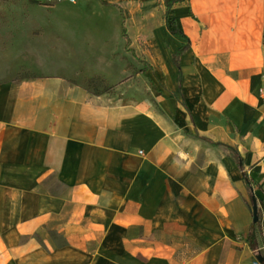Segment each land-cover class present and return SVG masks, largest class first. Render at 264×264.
I'll return each instance as SVG.
<instances>
[{"label":"crops","instance_id":"crops-1","mask_svg":"<svg viewBox=\"0 0 264 264\" xmlns=\"http://www.w3.org/2000/svg\"><path fill=\"white\" fill-rule=\"evenodd\" d=\"M18 1L10 10L15 35L35 12L43 20L57 8L50 0ZM120 8L126 26L121 0H75L71 10L97 35L82 46L99 48L78 50L74 65L83 74L111 80L103 48H114L111 60L125 53ZM169 14L188 39L172 35L161 15L139 24L169 47L158 62L170 97L159 107L72 86L61 51L52 54L65 45L61 38L12 42L14 60L36 75L0 85V264H149L151 251L158 258L163 246L186 239L205 249L189 264H203L208 254L218 262L228 222L245 239L249 233V194L229 150L195 134L241 153L264 237V0H184ZM69 15L47 27L63 35ZM188 42L180 95L172 56ZM85 58L102 67L84 72L77 60ZM53 63L61 69L51 71ZM118 75L125 85V64ZM158 231L170 242L149 241ZM257 251L246 243L233 257L231 248L223 264H254Z\"/></svg>","mask_w":264,"mask_h":264},{"label":"rangeland","instance_id":"rangeland-1","mask_svg":"<svg viewBox=\"0 0 264 264\" xmlns=\"http://www.w3.org/2000/svg\"><path fill=\"white\" fill-rule=\"evenodd\" d=\"M17 4H19L18 0H0V85L22 77L36 75L32 68L21 65L17 60H14L15 57L11 53V45L15 39H32L34 40L33 42H36L44 37L49 40L61 38L66 41L65 45L52 47V54L57 53V55L60 54L63 57V59L60 58V63L66 69L68 81L72 86L87 90L93 94L108 93L119 97L125 95L133 101H146L148 104L156 105L157 107H159V102L163 104L167 103L170 95H168L167 87L160 77L161 65L158 60L161 55L160 53L162 51L168 52L169 47L166 41L163 43L156 41L153 30L142 31L139 29V24L145 22L150 17L158 21L159 15L165 10L163 0H121V5L124 6L123 11L126 16L127 31L132 40L130 48L134 50L136 57L131 52L125 50V53L121 57L111 60L110 56L111 54L114 55L112 52L114 48H103V57L106 58V61L103 59L102 62L104 61L103 63L107 67V72H110L111 80L105 79L101 74L87 76L83 74L80 68L74 65V60L79 56L78 50L99 49L86 45L82 46L83 42L92 40L97 35L92 27L83 24V14L71 10L75 5V0L48 1V6L57 7L54 10L53 16L41 20L44 17V13L37 11L28 18L29 20L26 18L23 24H20L18 29L21 34L15 35L13 31V15L10 10L13 5ZM68 12L71 21L66 25L63 35L58 32L56 25L47 27L51 23L57 22L56 24H59L58 21ZM40 20L46 27L41 25ZM171 20L169 14V22ZM159 23L162 25V20ZM54 28L57 31H54ZM107 36L111 39L110 31L107 33ZM59 50L61 52L58 54ZM89 59L97 58L90 56ZM78 61L79 59L77 60V64L86 73H92L102 67L101 64L93 63L87 58ZM33 64L34 66L38 65V63H34V60ZM120 64H125L126 71L130 73V78L126 77L125 79V85L123 84V78L121 79L118 75ZM49 67L51 71L61 69L60 65L54 63L51 66L49 65ZM43 73L50 72L45 70ZM126 76L128 75L126 74ZM128 79L131 82L130 91L127 90ZM123 86L126 87V90H122ZM247 206L251 210L252 202L248 196ZM225 228L226 241L223 253L220 257L218 256L219 258L217 257L218 262H215L213 254H208L203 264H211L212 262L214 264H223L225 258L229 257L227 256V252H231V248L235 249L233 257H238L243 252L246 246L244 229L235 221L228 222ZM150 236L149 241L151 242L155 239L163 243L170 242L169 237L159 231L150 233ZM203 250L205 249L197 240H180L175 242L174 245L171 243L170 245L163 246L162 250L158 251V258L154 257L156 253L151 251L153 257L149 264H189ZM255 256L256 254L251 252L249 259L254 264H257Z\"/></svg>","mask_w":264,"mask_h":264},{"label":"trees","instance_id":"trees-1","mask_svg":"<svg viewBox=\"0 0 264 264\" xmlns=\"http://www.w3.org/2000/svg\"><path fill=\"white\" fill-rule=\"evenodd\" d=\"M184 0H163V5L165 7V10L161 13V18L163 20V23L165 24L167 30L172 34V35H180L186 39H188L180 30L179 28L176 26V23L171 20V22H169V13L172 10V8L178 4L183 2ZM31 3L33 4H39V2L36 1H31ZM120 15H121V36L122 38L125 40V50L129 51L132 53V55L134 57H136L134 50L130 48L131 46V39L128 36L127 33V29L125 26V18H124V14L122 12V9L120 8ZM189 48V42L180 47L172 56V62L175 65V67L177 68V72H178V82H179V92L180 95H182L181 93V86H180V82H181V66H180V56L187 51V49ZM172 98L178 99L177 94L175 92L171 93ZM181 104L184 106L185 109L186 108V104L184 102V100L182 99ZM194 136L198 137V138H202L205 141H207L209 144H211L212 146H224L226 147L229 152L231 157L233 158V160L236 162V164L238 165V167L240 168V170L243 172V179H244V184H245V188L247 189V192L249 194V197L252 199L253 197V185H255L254 181L248 176V174L244 171V164H245V159L242 157L241 153L237 150L234 149L230 146L224 145L222 143L219 142H215L209 138L200 136L199 134H195ZM261 219H262V215L261 212L258 209V220L256 223H252L250 226V230L249 233L246 237V243L248 245V247L252 250V251H256L255 253H259L261 254V256L263 257V262L261 264H264V237H263V232H262V227H261Z\"/></svg>","mask_w":264,"mask_h":264},{"label":"water","instance_id":"water-1","mask_svg":"<svg viewBox=\"0 0 264 264\" xmlns=\"http://www.w3.org/2000/svg\"><path fill=\"white\" fill-rule=\"evenodd\" d=\"M251 202H252V208H251L252 222L256 223L258 220V206L255 196L252 197ZM256 261L260 264L263 262V257L261 256V254L256 255Z\"/></svg>","mask_w":264,"mask_h":264},{"label":"bare ground","instance_id":"bare-ground-1","mask_svg":"<svg viewBox=\"0 0 264 264\" xmlns=\"http://www.w3.org/2000/svg\"><path fill=\"white\" fill-rule=\"evenodd\" d=\"M155 36L158 37L160 41V36L157 33H155ZM165 55H166V60L162 58L164 60V63H162V69H163V74L166 80H170V78L172 77L173 71H172V66L170 64V61L169 59H167V54L165 53L163 54L164 58H165Z\"/></svg>","mask_w":264,"mask_h":264},{"label":"built area","instance_id":"built-area-1","mask_svg":"<svg viewBox=\"0 0 264 264\" xmlns=\"http://www.w3.org/2000/svg\"><path fill=\"white\" fill-rule=\"evenodd\" d=\"M139 153H140V151H139Z\"/></svg>","mask_w":264,"mask_h":264}]
</instances>
